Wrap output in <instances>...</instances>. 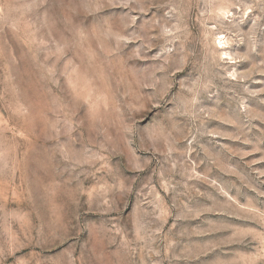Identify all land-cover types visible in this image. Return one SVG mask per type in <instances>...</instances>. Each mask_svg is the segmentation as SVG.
Segmentation results:
<instances>
[{
  "label": "rangeland",
  "instance_id": "rangeland-1",
  "mask_svg": "<svg viewBox=\"0 0 264 264\" xmlns=\"http://www.w3.org/2000/svg\"><path fill=\"white\" fill-rule=\"evenodd\" d=\"M0 264H264V0H0Z\"/></svg>",
  "mask_w": 264,
  "mask_h": 264
}]
</instances>
